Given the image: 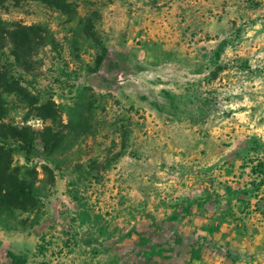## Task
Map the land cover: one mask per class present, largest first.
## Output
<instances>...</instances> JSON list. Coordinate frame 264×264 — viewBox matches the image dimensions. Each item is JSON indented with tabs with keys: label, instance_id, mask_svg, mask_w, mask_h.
I'll return each instance as SVG.
<instances>
[{
	"label": "rangeland",
	"instance_id": "obj_1",
	"mask_svg": "<svg viewBox=\"0 0 264 264\" xmlns=\"http://www.w3.org/2000/svg\"><path fill=\"white\" fill-rule=\"evenodd\" d=\"M51 1L0 0V29L35 35L0 49V123L52 147L11 153L33 204L0 213V264H130L137 218L185 205L264 239V0Z\"/></svg>",
	"mask_w": 264,
	"mask_h": 264
},
{
	"label": "crops",
	"instance_id": "obj_2",
	"mask_svg": "<svg viewBox=\"0 0 264 264\" xmlns=\"http://www.w3.org/2000/svg\"><path fill=\"white\" fill-rule=\"evenodd\" d=\"M187 199L195 205L197 198H181L184 203ZM186 206L172 215L156 211L158 217L152 223L146 217L136 219L143 230L130 235V253L136 251L142 256L130 264L264 263L261 234L253 235L254 240L248 242L243 231L238 232L230 222L214 219L193 205ZM151 251L158 254L156 259Z\"/></svg>",
	"mask_w": 264,
	"mask_h": 264
},
{
	"label": "trees",
	"instance_id": "obj_3",
	"mask_svg": "<svg viewBox=\"0 0 264 264\" xmlns=\"http://www.w3.org/2000/svg\"><path fill=\"white\" fill-rule=\"evenodd\" d=\"M48 3L56 4L55 1L43 0ZM34 31L31 27L19 25H10L8 32L0 29V49L4 48L6 41L11 45V56L16 62L24 60L32 55ZM119 56L112 53L105 54L97 63V70L93 76L87 78V82L97 89L109 91L116 85L115 73L121 71L118 65ZM23 64H29L23 61ZM7 83H0V118L3 116V107L1 104L2 94H6ZM43 119V118H42ZM50 131L44 127L39 133H33L28 128L17 125L0 123V213L8 210L9 207H16L20 210L28 209L32 206L31 187L22 180L17 179L15 170L11 166V153L14 147L23 152L25 158H28L32 151V144L38 137L43 144L45 152L52 147H47ZM12 143H15L13 145ZM48 148V149H47ZM134 260L141 258L142 254L136 251L131 252Z\"/></svg>",
	"mask_w": 264,
	"mask_h": 264
}]
</instances>
